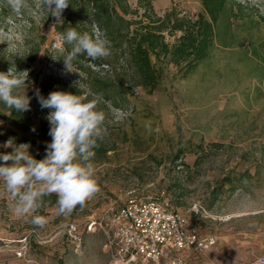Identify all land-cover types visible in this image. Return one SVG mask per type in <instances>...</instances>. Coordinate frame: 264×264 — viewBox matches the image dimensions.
<instances>
[{"label": "rangeland", "instance_id": "rangeland-1", "mask_svg": "<svg viewBox=\"0 0 264 264\" xmlns=\"http://www.w3.org/2000/svg\"><path fill=\"white\" fill-rule=\"evenodd\" d=\"M126 2L130 10L138 6V0ZM150 2L158 16L171 10L178 16L202 11L199 0ZM235 2L240 8H234L231 30L194 71L183 75L172 64L157 61L163 75L155 89L136 88L128 101L118 95L116 107L88 94L90 77L76 67V73L67 72L60 63L63 44L40 0H28L30 9L20 16L0 0V72L27 71L26 94L31 97L26 130L0 118V125L18 135L0 141V154L13 151L3 147L12 140L16 147L28 145L35 159L45 157L52 139L46 119L50 110L41 108L38 95L79 90L88 99L98 97L106 116V131L98 141L105 152L92 160L100 191L71 216L57 215L56 195L45 196L37 214L47 224L38 228L30 217L14 214V201L0 182V264H109L100 232L83 233L78 243L66 228L75 223L82 232L85 220L101 217L108 206L122 204L131 194L160 197L186 218L190 229L215 238L212 251L182 252L185 264H257L264 257V0ZM141 13L140 7L137 15L126 17ZM166 40L172 43L174 36L166 34ZM97 60L108 63H86L91 77L113 84L115 63L110 57ZM0 112L8 114L2 102ZM146 120L159 133L149 135ZM228 172L235 182L245 176L234 191L228 183L220 185Z\"/></svg>", "mask_w": 264, "mask_h": 264}, {"label": "clouds", "instance_id": "clouds-1", "mask_svg": "<svg viewBox=\"0 0 264 264\" xmlns=\"http://www.w3.org/2000/svg\"><path fill=\"white\" fill-rule=\"evenodd\" d=\"M69 4V0H40L39 6L47 17L59 23ZM6 5L16 16L30 9L28 0H6ZM60 38L64 45L70 46V49H61L62 54L66 53L62 61L67 72L76 73L74 61L81 55L92 61L111 55V41L98 28L94 27L90 34L69 27ZM27 79V71L13 72L9 68L7 72H0V102L10 114L11 110L18 113L31 110V97L26 94ZM38 100L42 109L50 110L46 119L52 139L47 143L46 155L37 160L29 154L28 145L16 147L12 140L7 141L3 147H12L13 151L0 154L3 162L0 163V182L14 201V214L30 217L32 225L43 228L47 218L37 213L45 196L55 194L57 215L69 217L100 191L92 160L98 141L106 131L103 127L106 116L98 108V97L88 99L85 95L57 90L50 92L47 98L38 95ZM152 125L151 120H146L143 127L149 135L159 133V127ZM257 264H264V259L257 260Z\"/></svg>", "mask_w": 264, "mask_h": 264}, {"label": "trees", "instance_id": "trees-1", "mask_svg": "<svg viewBox=\"0 0 264 264\" xmlns=\"http://www.w3.org/2000/svg\"><path fill=\"white\" fill-rule=\"evenodd\" d=\"M199 1L202 11L195 16H178L173 10L158 16L154 13L150 0H138V6L133 10L129 9L126 0H69L68 8L62 13L63 20L57 23L55 18L49 16V22L54 21V28L59 32V37L69 27L90 34L95 27L106 34L107 39L111 41L109 57L115 63L113 70L115 82L108 84L98 77L92 78L90 66H86V63L98 67L105 62L89 60L86 55L79 56L74 61V67L83 77H90L93 80L89 84V95H98L118 107L116 99L118 95L128 101V97L134 94L136 88L148 93L155 89L163 75V67L157 66V61L172 64L177 71L187 75L209 56L220 37L231 30V20L237 16L234 8H240L238 2ZM140 7L142 13L138 17H126V15H137ZM166 34L174 36L172 43L166 40ZM63 48L70 49V46L63 44ZM33 57L34 54H31L29 61L33 60ZM60 63L63 64V61ZM116 65L119 68H116ZM80 93L81 91L78 90L77 94ZM7 111L8 114L0 112V118L5 124L20 130L27 129L30 123L29 111L18 113L11 110V114L9 109ZM6 139L17 140L18 135L15 131L0 125V141ZM97 152H105V148L100 143L95 149V153ZM178 157L179 153L175 155L174 160ZM229 173L231 172L225 174L224 181L220 185L223 187L228 183L229 189L234 191L241 187L245 176H241L235 182L230 178ZM211 193L216 195V190H212Z\"/></svg>", "mask_w": 264, "mask_h": 264}, {"label": "built area", "instance_id": "built-area-1", "mask_svg": "<svg viewBox=\"0 0 264 264\" xmlns=\"http://www.w3.org/2000/svg\"><path fill=\"white\" fill-rule=\"evenodd\" d=\"M66 231L78 243L83 233L100 232L109 264H185L182 252L212 251L215 244L213 236L190 229L186 218L158 196L131 194L122 204L108 206L101 217L85 220L82 232L75 223Z\"/></svg>", "mask_w": 264, "mask_h": 264}]
</instances>
